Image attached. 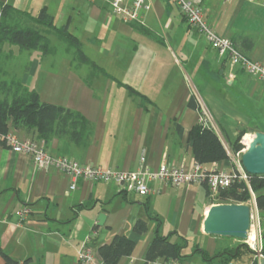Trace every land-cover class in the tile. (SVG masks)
Returning a JSON list of instances; mask_svg holds the SVG:
<instances>
[{
    "label": "crops",
    "instance_id": "obj_1",
    "mask_svg": "<svg viewBox=\"0 0 264 264\" xmlns=\"http://www.w3.org/2000/svg\"><path fill=\"white\" fill-rule=\"evenodd\" d=\"M29 1L0 3L26 11ZM44 7L57 27L68 24L84 49L100 58L94 62L109 74L61 57H47L45 62L37 50H31L33 56L22 71L21 82L36 90L41 101L78 111L91 123L83 145L56 137L45 143L53 154L122 170L148 167L155 171L163 164L191 168L195 159L188 136L201 109H206L226 148V143L231 146L237 138L238 130H247L241 111L213 88L226 80L254 96L262 89L261 82L221 57L187 23L173 0H153L142 22L128 24L111 11L106 0H45L40 8ZM202 8L205 20L218 34L230 38L249 58L264 62L263 1L203 0ZM144 45L151 47L153 55L170 54L173 62L142 61L139 48ZM3 51L2 47L0 55ZM9 52V57L14 54ZM11 62L8 59V67H0V75H10ZM126 86L145 99L131 95ZM193 96L200 110L189 105ZM241 125L244 128L239 129ZM11 133L36 137L34 131L25 129ZM72 184L76 187L71 188ZM154 186L160 192L140 196L126 192L116 182L75 179L55 167L36 169L31 156L14 152L10 145L0 146L1 247L16 260L31 258L32 264H80L79 249L90 238L95 257L102 263L99 246L116 234H126L136 242V248L119 264H143L157 233L174 242L185 240L187 248V233L192 232L206 242L209 239L210 247L207 250L198 243L192 255L185 254L184 248L188 257L182 264H207L198 249L213 255L229 246H219L218 238L203 230L204 219L216 204L209 199L205 183L173 187L157 181ZM24 207L30 214L23 219L17 212ZM100 213L105 214L103 225L97 220ZM138 221L147 224L145 233L134 231ZM0 264H6L1 255Z\"/></svg>",
    "mask_w": 264,
    "mask_h": 264
},
{
    "label": "trees",
    "instance_id": "obj_2",
    "mask_svg": "<svg viewBox=\"0 0 264 264\" xmlns=\"http://www.w3.org/2000/svg\"><path fill=\"white\" fill-rule=\"evenodd\" d=\"M17 16H24L45 29L21 26ZM51 32L76 49L75 60L78 64L90 65L96 73L109 76L84 52L81 40L69 31L68 24L57 27L53 16L45 7L37 15H32L10 4L0 3V53L3 44L10 43L18 46L21 50H37L44 55L53 54L55 49L52 48L48 37ZM126 87L131 95L145 97L132 87ZM0 92L3 94L0 97V135L6 136L11 133V130L25 129L29 132L34 131L36 137L33 139L44 143H48L54 137L67 139L77 146L85 143L91 123L80 112L41 101L36 90L16 79L0 80ZM189 105L200 110L194 96L191 97ZM177 126L181 130V127ZM246 131L245 129L239 131L237 138L231 142L233 153L242 149L240 141ZM188 145L195 161L199 164L218 163L225 167L230 165V155L220 136L213 127L205 125L204 122L198 121L191 128ZM0 146H7L5 139L0 138ZM249 184L252 191L256 193L255 202L258 210L264 211V193L261 192L264 189V177L249 174ZM207 195L208 197L211 195L208 186ZM215 198L218 201L214 203H249L251 193L245 182L236 180L230 186L220 189ZM133 229L139 234L145 233L147 224L144 221H138ZM186 245L185 240L183 243H178L172 241L170 236L157 233L146 249L143 264H182L188 257L183 254ZM241 247L242 245L233 249L227 246L213 255L204 249H198V251L207 264H230L244 254ZM135 248L136 242L128 235L116 234L110 242L99 246L98 254L102 264H119L123 257L132 255ZM261 253L263 258L252 260V264H263L264 248ZM254 254L257 255V253ZM0 255L6 264H32L31 258L20 261L11 257L3 250L1 243Z\"/></svg>",
    "mask_w": 264,
    "mask_h": 264
},
{
    "label": "built area",
    "instance_id": "obj_3",
    "mask_svg": "<svg viewBox=\"0 0 264 264\" xmlns=\"http://www.w3.org/2000/svg\"><path fill=\"white\" fill-rule=\"evenodd\" d=\"M110 3L111 11L119 16L125 23H140L152 7L153 0H106ZM178 6L182 17L199 34L205 37L211 47L217 53L227 59L232 66L242 69L247 74L259 79L264 88V62L253 60L241 52L235 43L228 37L218 34L205 20L202 8L203 0H173ZM264 3V0H261ZM199 121L213 127L206 109H201ZM6 140L14 152L25 153L32 157L36 169L47 170L51 167L57 168L60 172L70 175L75 179H84L91 182H116L126 192H135L140 196H148L151 193H158L160 190L154 183L160 181L168 186L181 187L192 183H205L210 190V196L215 197L220 189L230 186L236 180L245 182L250 190L251 199L255 202L256 196L249 184V173L243 167L241 157L249 143L241 140L242 149L230 155V165L226 168L219 167L217 163L211 167L193 162L191 168L183 165L163 164L158 170H151L148 167H141L137 170H122L116 167L93 166L82 164L66 156H58L52 153L45 143L33 138H21L16 134L0 135ZM145 161L144 154L141 157L142 164ZM263 176L264 175H260ZM72 184L71 188H75ZM249 204V203H248ZM256 204V202H255ZM250 205V204H249ZM257 207V206H256ZM258 209V208H257ZM30 209L24 207L17 215L26 218ZM253 218V216H252ZM251 229L252 224H251ZM262 256V255H261ZM78 261L80 264H102L94 254L87 238L79 249ZM230 264H234L231 262Z\"/></svg>",
    "mask_w": 264,
    "mask_h": 264
},
{
    "label": "rangeland",
    "instance_id": "obj_4",
    "mask_svg": "<svg viewBox=\"0 0 264 264\" xmlns=\"http://www.w3.org/2000/svg\"><path fill=\"white\" fill-rule=\"evenodd\" d=\"M44 1L45 0H31L29 1L26 9L32 15H37L41 10L40 7L41 5H43ZM54 11L55 10L52 9L53 13ZM17 18H19V23L21 26L34 27V28L39 27L42 30L45 29V27L38 26L37 24L33 23L32 21H30L28 18L24 16L22 17L17 16ZM48 37L50 39L52 48H54L56 52L53 54L51 53L49 55H44L41 51H38L39 56H41L45 62L47 61L46 60L47 57H49L48 60H53L54 58L61 57L65 61L78 64V62L75 60L76 49L74 47L70 46L67 42L60 39L58 35L55 34L54 32L49 33ZM2 47L4 48L3 52L6 55L5 54L0 55V67L3 66V68L5 67L7 68L8 59H10L12 60V62L9 68H11L13 71L11 73H8L12 76L0 75V79L7 80V81L16 79V80L21 81V75L23 73L22 71L24 70L25 65L30 61V58L33 56V54L31 53V51L21 50L18 46L10 44V43H4ZM82 48L85 53L87 52L89 53L87 55L93 61L95 59L100 60V58H98L96 54L93 53V51L89 50V48H86V49H84V47ZM9 50H12V53H14L13 55L10 54V57L8 56L10 53ZM139 51L142 54L141 55L142 61H146V62L156 61V62H162V63H167V64H171L173 62V58L171 57L170 54L168 55L167 53L159 52L153 55L151 52V47H148L146 45H144L143 47H140ZM179 58L181 57L179 56ZM187 72L189 73V75H191L190 70L187 69ZM185 80L188 82V79L186 76H185ZM220 83H221V86H216L213 88V90L215 91L214 93H216L219 97L226 100L231 106L237 108L245 116L244 123H247V125H245V128L247 129L245 135L247 133H250L253 136L254 132L258 130L264 132V88L262 87V89H258L256 95L250 96L248 94L247 88L238 89L236 85L231 86L227 84L226 80H223ZM2 96L3 94L0 92V97ZM216 128L218 129V126H216ZM242 128L244 127H242L241 125L239 129H242ZM256 128L258 130H256ZM244 136H242L241 140H244ZM226 145L229 150V154H232L233 151L231 149V146H229L228 143H226ZM225 169L230 170L231 168L229 167ZM261 192L264 193V189H262ZM255 196H256V193H255ZM209 199L212 200L213 202L218 201L215 197H211V196H209ZM249 204L251 205V208H252V216H253L252 222H251L252 228L256 234V240L254 241V243L249 242L248 239L240 240V239H235L232 237H216L219 240L218 241L219 246H222V247H225V244H228L229 248L234 249L235 247L242 245L241 250L244 254L238 260H234V264H252V260L256 258L260 260L263 258V255L261 252L264 248V236H263L264 235V211L258 210L253 200L249 202ZM187 234H188L187 238L189 240V244L187 248H185V251H184L185 254L192 255L195 252L194 250L198 243H200V245L203 244L204 247L207 250H209V247H210L209 239L206 242L202 240L200 235L196 233L193 234L192 232H188ZM254 253H257V255H255ZM198 258H199V255H198Z\"/></svg>",
    "mask_w": 264,
    "mask_h": 264
},
{
    "label": "water",
    "instance_id": "obj_5",
    "mask_svg": "<svg viewBox=\"0 0 264 264\" xmlns=\"http://www.w3.org/2000/svg\"><path fill=\"white\" fill-rule=\"evenodd\" d=\"M241 161L249 174L264 175V132H254ZM97 220L99 225H103L105 214L100 213ZM251 222L252 208L248 203H216L211 206L204 219L203 230L211 236L247 240Z\"/></svg>",
    "mask_w": 264,
    "mask_h": 264
},
{
    "label": "bare ground",
    "instance_id": "obj_6",
    "mask_svg": "<svg viewBox=\"0 0 264 264\" xmlns=\"http://www.w3.org/2000/svg\"><path fill=\"white\" fill-rule=\"evenodd\" d=\"M252 138H253L252 134L245 135L244 136V141L246 143H250ZM255 240H256V234L253 231V229H251L248 241L251 242V243H254Z\"/></svg>",
    "mask_w": 264,
    "mask_h": 264
}]
</instances>
